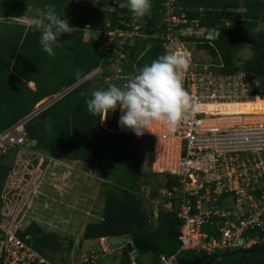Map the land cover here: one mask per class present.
<instances>
[{
    "label": "trees",
    "instance_id": "1",
    "mask_svg": "<svg viewBox=\"0 0 264 264\" xmlns=\"http://www.w3.org/2000/svg\"><path fill=\"white\" fill-rule=\"evenodd\" d=\"M119 1L122 0H114V3L109 1L107 6L102 0L96 3L93 0H24L25 3L19 0L0 11V131L32 111L42 98L51 97L62 85H71L90 69L105 62L102 53L92 43L82 41L80 26L94 23V26L101 29L105 22L113 26L118 22L120 14L126 17V13L131 12L128 0L123 1L122 6L117 5ZM177 1L185 9L187 17L197 18L200 25L216 29L215 38L210 44L201 43L199 46L205 48L210 57L218 56L224 65L222 71L243 69L252 75L257 81L253 92L264 98V0ZM160 2L161 0H151L150 13L141 18L143 33L149 34L157 29ZM25 4H31L32 8L39 7L38 16L46 5H55L57 14L62 19L67 18L69 24L75 28L73 33L61 35V40L68 41L60 43V48H54V57L42 50L39 44L40 33L29 25L14 21L6 25L2 22L8 15L20 14V9ZM217 21L222 23L216 25ZM259 21L263 22L261 31H252L260 26ZM148 42L149 45H146ZM241 45H246L250 52L240 60L236 50ZM126 52L123 68L132 61L138 66L148 65L158 56L164 55L158 40L141 36L134 39ZM62 59L67 65L76 67L75 73L61 64ZM94 82L90 79L78 82L22 124L27 138L34 141L33 147L37 151L51 154L54 158L75 161H92L97 155L102 168L100 174L113 177L114 181H106L100 218L85 223L81 238L124 236L130 242L133 252L137 255H148V261L154 260L159 253L175 252L176 264H264V239L243 248L214 249L211 252L178 249L176 234L180 221L174 211L166 209L167 206H174L176 201L174 194L166 195L173 181L167 180L165 176V196L161 198L165 209L157 208V214L150 215L153 208H143V191L140 189L139 179L143 174H156L139 168L138 154L143 152L149 162L152 140L138 136L139 139L134 141L120 133H112L115 129L108 121L109 114L107 122H104L107 127H102L100 115L90 114L85 103L91 98L93 86L98 84L97 81ZM72 92L75 97L72 108L67 103L55 107ZM252 108L255 112L264 111V101L254 102ZM226 111L238 113L239 107ZM45 121H50V129L45 128ZM110 129H113L112 132ZM143 143H147L148 147L143 149ZM6 159H0V204L3 199L2 188L9 170ZM28 164L34 165L35 160ZM150 196L154 194L151 193ZM210 226H213V222H210L209 227L205 224L208 233L215 234L214 230L210 231ZM16 233L20 237L28 234L29 244L48 259H53V252L64 253L72 244L68 238L62 246L63 238L44 229L35 221H28ZM126 253L124 245L123 260L119 264H126ZM64 260L59 256L57 264H64Z\"/></svg>",
    "mask_w": 264,
    "mask_h": 264
},
{
    "label": "built area",
    "instance_id": "2",
    "mask_svg": "<svg viewBox=\"0 0 264 264\" xmlns=\"http://www.w3.org/2000/svg\"><path fill=\"white\" fill-rule=\"evenodd\" d=\"M158 14L157 29L149 34L142 32L141 19L131 12L126 17L120 14L113 26L105 22L101 29L91 31L90 24L84 23L82 35L90 38L105 62L90 69L83 79H103L108 86L131 80L144 65L132 61L123 68V62L127 47L140 36L158 40L164 54H188L190 68L183 76V87L196 99V108L175 129L154 122L144 131L141 136L152 140L148 168L173 181L167 196L174 194L176 201L166 209L174 211L180 221L176 234L179 250L247 247L264 239V115L221 111L217 106L259 97L253 92L257 81L243 69L222 71L218 56L217 61H197L190 56L184 38L198 45L210 44L216 29L187 17L177 0H161ZM100 121L104 126L102 114ZM22 124L16 121L0 131V159L7 157L9 165L0 204V264H54L29 244L28 234L20 237L16 233L24 228L20 227L23 211L30 194L36 192V172L44 166V155L34 149ZM31 160L34 165L28 164ZM219 200L228 205L219 206ZM210 222L216 225L215 234L205 227ZM97 240L102 252L108 250L104 237ZM95 256H83L79 263L96 264ZM126 264L145 262L131 248ZM147 264H176L175 252L159 253Z\"/></svg>",
    "mask_w": 264,
    "mask_h": 264
},
{
    "label": "rangeland",
    "instance_id": "3",
    "mask_svg": "<svg viewBox=\"0 0 264 264\" xmlns=\"http://www.w3.org/2000/svg\"><path fill=\"white\" fill-rule=\"evenodd\" d=\"M18 1L19 0H0V11L4 10L5 8H8L9 4ZM102 1L104 5L109 6V1L113 2L114 0ZM123 1L125 0L119 1L117 5H122L124 3ZM22 2L25 3L24 0H22ZM20 10L21 15L14 17L12 14L8 15L7 17H5L4 20H2V22L8 25V23H12L13 20H16L18 22L29 25L30 20L38 17L39 14V7L32 8L31 4H25L21 7ZM232 10L236 11L239 9ZM220 23L222 22L217 21L216 25H220ZM88 24H90L91 31L94 29H98L96 26L93 25L94 23ZM223 24H227V22H223ZM258 24L262 26L263 22L259 21ZM83 28L84 27L82 24L80 26V29L83 31ZM81 39L84 42L91 43L90 38L86 37L85 35H81ZM184 39H186V46L188 52L190 53V56L193 59L197 61H217V56L213 58L210 57L207 50L199 46L195 42V40L190 39L191 41L189 42L187 37ZM65 41L68 40H61L59 38L58 42L64 44ZM58 47L60 48V46ZM62 48L64 49L65 47L62 46ZM71 52L72 50L70 49L69 53ZM249 52L250 51L246 45L238 46L236 50V53L238 54L240 60L247 57L249 55ZM61 64L67 67L72 73H75L76 67H74L73 65V67L67 65L64 59L61 60ZM103 67L104 66H102L101 68ZM90 80L91 82L98 80V84L96 85V87L93 86L92 88L94 91L97 89H106L108 87V84L103 79L99 80L96 78H90ZM71 85H62L55 93L51 94V96L60 93V91L68 89ZM252 96L255 95L252 94ZM74 98V92H72L70 95H67L65 98L61 99L58 104L55 105V107L67 103L69 104V108H72V105L75 102ZM47 99H49V97ZM251 99H254V97H252ZM262 99L264 100V98ZM247 100L245 101V103L238 101L229 103L228 106L220 105L221 107L219 109L221 111H226L227 109L230 110L239 107V113H246L249 110L247 106ZM249 106L251 105L249 104ZM120 115L121 112L119 108L115 112L109 113L108 121L110 122L111 127L115 129V132H112L113 129H110L111 132L120 133V135H124L128 138L133 139L134 141H137L139 138L133 133V131L122 128L118 124ZM257 118L258 117L254 119ZM103 121L106 123L107 117ZM105 123H103L104 127H107V124ZM146 147H148V144L143 143V149H145ZM41 153L44 155V166L40 169L39 172H36V177L38 178L37 180H39L38 185L36 187V192L34 193V195L31 196L30 194L29 196V200L23 211L24 216L22 217V221L20 222V227H24L28 220H34L44 229L52 231L58 237L63 238V241L61 243L62 246L66 244V239H71L72 244L70 245L68 250H64V253H62L61 251L53 253L51 252L54 255V259L51 260L54 264H57V259L59 256H62L65 259L64 264H79V259L88 254L96 255V264H119V261L123 260L122 248L127 242V239L124 236L105 237L103 243L106 242L110 246L108 250L103 252L100 250V244L97 239L81 238V232L85 223L95 221L100 218L102 210L103 191L107 187L106 181H114L113 177H105L100 174L102 172V168L99 164V157L97 155L94 156L92 161H75L74 159H62L58 160L59 162H53L52 160H48L53 158L51 154L49 155L43 152ZM70 165H73V167H71ZM138 165L140 169L144 171H149V162H147L146 156L143 154V152L138 154ZM32 171L30 172L32 173ZM168 179L169 178L167 177V180ZM165 180L166 177L162 174H143L139 179V184L143 191V200L141 201L143 204V208H153V211H151L150 215H152V213H155L156 215L157 208L165 209L163 207L164 204L161 201V198L165 196ZM23 186L24 182L22 183V185L18 186V191ZM152 187L153 189H151ZM151 193H153L154 196H150ZM217 203L219 206H221V204L228 205V202L221 200H219ZM14 205L15 202L13 201V207ZM209 225L210 223L208 224V227ZM210 227V231L214 230L215 232H217L216 225L213 224V226ZM137 256L139 257L142 263H148V255Z\"/></svg>",
    "mask_w": 264,
    "mask_h": 264
},
{
    "label": "clouds",
    "instance_id": "4",
    "mask_svg": "<svg viewBox=\"0 0 264 264\" xmlns=\"http://www.w3.org/2000/svg\"><path fill=\"white\" fill-rule=\"evenodd\" d=\"M128 6L137 18L145 17L152 7L151 0H128ZM61 17L57 14L55 5L49 4L38 17L29 22V26L40 33L39 44L49 56L54 57V48L61 46L58 42L61 35L73 33L75 29L67 18ZM252 31H261V26ZM189 68L190 59L186 52L160 55L150 64L140 68L137 74L122 86L110 84L106 89L93 91L91 98L85 102L87 111L93 116L102 114L105 119L110 112L119 108L121 115L118 124L133 131L137 136L143 135L154 122L175 129L194 112L197 104L196 99L183 87V76ZM83 77L81 81L84 80ZM68 89L55 94L56 99ZM55 95L49 99L42 98L34 105V109L50 101ZM44 124L46 129L51 128L50 121H45Z\"/></svg>",
    "mask_w": 264,
    "mask_h": 264
},
{
    "label": "water",
    "instance_id": "5",
    "mask_svg": "<svg viewBox=\"0 0 264 264\" xmlns=\"http://www.w3.org/2000/svg\"><path fill=\"white\" fill-rule=\"evenodd\" d=\"M82 78H80L78 81H76L75 83H73L70 87H72L73 85H75L76 83L80 82ZM69 87V88H70ZM56 95L54 97H52L50 99V101L44 103L43 105H40L38 108L30 111L28 114H26L24 117H22L21 119H19L17 122H24L27 118H29L30 116H32L33 114H35L37 111H39L40 109H42L43 107H45L48 103L52 102L54 99H56ZM126 246V251H130L131 250V244L130 242H126L125 243Z\"/></svg>",
    "mask_w": 264,
    "mask_h": 264
},
{
    "label": "bare ground",
    "instance_id": "6",
    "mask_svg": "<svg viewBox=\"0 0 264 264\" xmlns=\"http://www.w3.org/2000/svg\"><path fill=\"white\" fill-rule=\"evenodd\" d=\"M258 100H263L262 98H259V97H254V99H248L247 100V102H248V107H249V110L246 112V113H249V114H254V115H258V116H262V115H264V111H260V112H255L254 110H253V104H254V102H256V101H258ZM245 101L246 100H241V101H239V102H242V103H245ZM264 101V100H263ZM236 102H238V101H236ZM229 103H233V102H227V103H224V104H220V105H224V106H228V104ZM249 104L251 105V106H249ZM220 105H218L217 107H218V109L221 107ZM239 113V112H238ZM242 113H245V112H242ZM103 119H104V117H103ZM105 120V119H104Z\"/></svg>",
    "mask_w": 264,
    "mask_h": 264
},
{
    "label": "crops",
    "instance_id": "7",
    "mask_svg": "<svg viewBox=\"0 0 264 264\" xmlns=\"http://www.w3.org/2000/svg\"><path fill=\"white\" fill-rule=\"evenodd\" d=\"M18 15H21V12H20V14H18ZM18 15H17V16H18ZM13 17H14V16H13ZM10 21H12V20H10ZM13 21H14V22H17V23H21V22H18V21H16V20H13ZM13 21H12V22H13ZM21 24H24V23H21ZM26 25H27V24H25V26H26ZM127 242H128V240H127Z\"/></svg>",
    "mask_w": 264,
    "mask_h": 264
}]
</instances>
